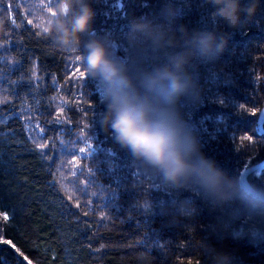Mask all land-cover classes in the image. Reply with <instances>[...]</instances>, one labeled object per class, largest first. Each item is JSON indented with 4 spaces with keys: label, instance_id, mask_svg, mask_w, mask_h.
Here are the masks:
<instances>
[{
    "label": "trees",
    "instance_id": "trees-1",
    "mask_svg": "<svg viewBox=\"0 0 264 264\" xmlns=\"http://www.w3.org/2000/svg\"><path fill=\"white\" fill-rule=\"evenodd\" d=\"M168 2L182 9L178 24L230 33L216 62L193 60L202 103L185 106L182 115L204 155L239 175L264 159L257 127L264 0L254 22L238 31L214 21L203 0H91L92 27L98 36L111 33L123 56L130 21L159 18ZM36 3L0 0V264H208L205 237L232 252L235 264H264V237L209 236L213 214L197 197L163 190L101 130L99 86L76 71H84L75 58L83 49L73 54L46 37L36 27ZM246 178L260 186L264 167ZM184 198L198 214L177 212Z\"/></svg>",
    "mask_w": 264,
    "mask_h": 264
},
{
    "label": "clouds",
    "instance_id": "clouds-1",
    "mask_svg": "<svg viewBox=\"0 0 264 264\" xmlns=\"http://www.w3.org/2000/svg\"><path fill=\"white\" fill-rule=\"evenodd\" d=\"M210 17L232 31L255 20L261 0H203ZM37 0L42 33L73 54L83 49L84 72L99 86L103 109L96 114L101 130L121 150L158 178L167 192H188L213 214L209 236L264 237V181L251 185L245 174L230 176L206 157L199 137L183 118L187 105L202 103V90L191 69L193 60L216 62L230 33L189 29L177 21L182 9L165 3L159 18L129 23L126 54L111 33L96 35L91 0ZM198 214L191 198L175 204ZM208 264H235L232 252L205 237L201 245Z\"/></svg>",
    "mask_w": 264,
    "mask_h": 264
},
{
    "label": "water",
    "instance_id": "water-1",
    "mask_svg": "<svg viewBox=\"0 0 264 264\" xmlns=\"http://www.w3.org/2000/svg\"><path fill=\"white\" fill-rule=\"evenodd\" d=\"M263 122H264V108L262 109V112L257 121L258 132L262 134H264ZM263 167H264V159L258 163L248 166L247 169L244 168L241 172H243L246 176L250 172H259Z\"/></svg>",
    "mask_w": 264,
    "mask_h": 264
},
{
    "label": "snow or ice",
    "instance_id": "snow-or-ice-1",
    "mask_svg": "<svg viewBox=\"0 0 264 264\" xmlns=\"http://www.w3.org/2000/svg\"><path fill=\"white\" fill-rule=\"evenodd\" d=\"M48 5H49V6L52 5V0H49V4H48ZM49 8H51V7H49ZM36 27L41 28V25H36ZM41 31H43L42 28H41ZM76 71H77V73L79 74V77H80L81 79H84V78H85L86 73H85L84 71H81L79 68H77ZM253 115H255V113H253ZM244 139H251V137L246 136V137H244ZM80 151H81V152H84V149H81ZM245 168L247 169L248 166L246 165ZM4 219H7V216H5Z\"/></svg>",
    "mask_w": 264,
    "mask_h": 264
}]
</instances>
